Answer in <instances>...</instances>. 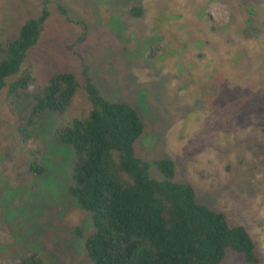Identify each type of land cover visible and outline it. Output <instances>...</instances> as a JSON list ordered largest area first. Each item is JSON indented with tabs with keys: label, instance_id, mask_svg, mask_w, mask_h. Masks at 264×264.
Masks as SVG:
<instances>
[{
	"label": "rangeland",
	"instance_id": "rangeland-1",
	"mask_svg": "<svg viewBox=\"0 0 264 264\" xmlns=\"http://www.w3.org/2000/svg\"><path fill=\"white\" fill-rule=\"evenodd\" d=\"M44 11L40 41L0 95V264L31 254L93 264L91 214L69 194L75 151L55 138L90 115L89 96L79 89L66 115L46 114L29 141L8 101L25 72L35 92L62 72L83 83L84 69L105 99L139 113L135 153L149 177L162 182L157 163L172 160L175 182L246 227L264 264V0H0V43ZM222 264L247 263L228 250Z\"/></svg>",
	"mask_w": 264,
	"mask_h": 264
},
{
	"label": "trees",
	"instance_id": "trees-1",
	"mask_svg": "<svg viewBox=\"0 0 264 264\" xmlns=\"http://www.w3.org/2000/svg\"><path fill=\"white\" fill-rule=\"evenodd\" d=\"M131 13L143 16L140 7H133ZM47 20L44 11L38 19L28 20L15 39L0 43V95L8 79L21 72ZM34 81L25 72L9 90L15 127L24 141L33 138L34 128L46 114L66 115L79 89L92 103L87 118L74 121L55 138L75 151V184L69 194L91 214L94 232L85 249L93 264H222L228 250L247 264L260 263L247 228L231 225L224 213L198 203L190 185L175 182L172 160L157 163L162 182L149 177L150 165L135 153L145 131L139 113L127 103L105 99L87 69L83 83L75 73L62 72L30 92ZM31 170L45 173L38 164ZM20 264L47 263L31 254Z\"/></svg>",
	"mask_w": 264,
	"mask_h": 264
}]
</instances>
